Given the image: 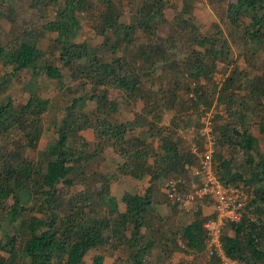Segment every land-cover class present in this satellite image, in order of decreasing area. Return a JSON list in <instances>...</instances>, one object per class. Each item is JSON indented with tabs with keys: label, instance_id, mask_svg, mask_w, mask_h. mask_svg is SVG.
<instances>
[{
	"label": "trees",
	"instance_id": "16d2710c",
	"mask_svg": "<svg viewBox=\"0 0 264 264\" xmlns=\"http://www.w3.org/2000/svg\"><path fill=\"white\" fill-rule=\"evenodd\" d=\"M116 1L118 0H63V6L55 12L54 19L44 24L47 32L56 35L53 42L58 51L57 60L61 67L67 69L71 79L83 76L95 90L101 88L98 95L93 93L88 99L95 100L97 109L105 107L109 116L116 110L115 105L106 98L107 86L116 87L125 96L135 95L140 83L139 71L119 59L106 62L97 56L95 49L91 52L85 43L73 42L80 27L77 13L96 2L103 6L99 22L100 33L103 36L102 44H107L108 38L105 34L110 32L115 38L112 44L114 48L122 42L126 45L130 44L137 28L143 32L153 29L152 25L163 17L165 9L161 0L147 1L138 8L139 19L134 23L124 24L119 22L115 13ZM54 2L55 0H30V5L34 8ZM226 19L229 25L242 30L248 42L264 48V0H235L226 7ZM185 23L189 24L188 21ZM195 42L203 46L204 50L202 53L194 52L197 57H194L190 64L185 65L187 76L193 80L205 75L209 70L207 68L209 64L212 66L215 62L222 63L227 60L229 54L226 41L222 38L211 43L208 39L195 40ZM158 51H160L158 47H153L148 52H140L139 55L142 59L150 60V56L157 55ZM40 58V51L33 43L27 41L19 43L11 50L0 46V61L11 66L13 73L27 69L31 70L32 74L35 73ZM206 59H210L209 63H203ZM81 60L84 61L83 64H79ZM41 70L47 79L57 82L61 80L58 68L51 63L44 62ZM235 75L236 69L233 67L220 88L215 91L218 95L217 103L222 102V95L233 84ZM246 87L248 89L246 101L249 100L256 106L264 105V75L250 80ZM136 97L140 98L137 94ZM82 100L83 97L72 99L65 108L64 116L54 129V139L46 151L41 153L42 161L39 165L35 166L31 161L21 159L18 152L12 153L8 162L7 159L2 161L0 209L6 210L7 221L11 223L20 219L23 211L22 202L27 200L31 193H38L43 197L41 212L44 211L45 214L43 219L30 218L25 221L21 219L22 222L18 226L24 231L21 236L4 235V241H0V253H4L0 255V264H14L17 259L19 264H82V258L87 251L105 245H108L113 252L118 251L119 248L127 251L124 253L127 264H142L149 249L154 245L166 247L167 243L173 245L168 250L165 248V253L169 256L175 251L184 254H202L205 240L202 225L208 216L201 217L198 211L195 219L180 230L171 228L173 234L170 240L162 238L158 233L153 238L143 241L141 228L145 227V220L151 213L149 211L151 199L155 197V193L157 194L153 185L145 189L142 194L128 195L124 202L123 213L118 212L115 199L108 193L109 172H106L107 176L100 174L99 189H82L65 200L58 199L56 186L61 184L69 187L75 177L84 174V163L94 157L96 151L100 152L106 147H110L111 151L123 160L120 171L122 175L135 180L148 175L151 184L160 177L178 175L194 163L195 157L189 152L180 150L173 142L171 133H163L160 137L161 154H154L152 164L149 165L146 159L152 151L151 146L147 150H141L138 149L139 145L142 146L138 137L124 139L127 132L139 127L135 120L114 123L110 119L95 117L94 126L89 122L90 120H84L82 124L76 126V131L81 133L87 128H92V135L95 136L93 141L96 139L107 143V146L94 144L92 153L87 152L89 144L82 136L77 137V143L69 140L77 118L74 110L80 107ZM196 101V104L205 106V110L210 106L207 98L201 95L196 97ZM246 101L240 102L239 106L248 105ZM229 105L230 99L226 98L225 107ZM47 106L46 100L32 94L25 104L15 109L0 104V136L15 127L23 132L25 146L34 147L40 135L39 116L47 110ZM228 114L231 117L236 115L235 112ZM236 117L237 124L211 127L215 142L218 141L220 145L227 144L232 149L241 151L247 157L246 163L251 166L246 178L239 173L229 174L226 161L219 163L218 169L222 170V173L215 171L223 184L236 187L238 185H232L236 181L251 189L248 192L246 188L240 186L249 199L239 222L225 224L224 229L227 231L221 233V249L227 257L237 260L240 264H264V249L261 246L264 242V227L261 223L257 224L250 220L246 215V209L250 207H255L257 204H261V208L264 207V154L253 156L256 153L257 141L244 127V114ZM256 126L257 133L264 136V116L258 119ZM216 160H219L217 156ZM8 200L10 204H7ZM101 209H104L103 214L99 213ZM176 233H179L181 247L176 240H173ZM101 261L102 257L97 255L92 258L91 264H101Z\"/></svg>",
	"mask_w": 264,
	"mask_h": 264
},
{
	"label": "rangeland",
	"instance_id": "374dc122",
	"mask_svg": "<svg viewBox=\"0 0 264 264\" xmlns=\"http://www.w3.org/2000/svg\"><path fill=\"white\" fill-rule=\"evenodd\" d=\"M147 1L150 2V0L116 1L115 13L119 22L130 24L137 21L139 19L138 8ZM161 1L165 6L163 17L152 25L154 28L149 32H143L137 28L131 37L130 44L126 45L122 42L114 48L112 44L115 38L110 32L105 34L108 38L107 44H102L103 36L100 33L99 22L103 6L96 2L91 7L84 8L77 13L80 27L73 42L85 43L91 52L95 49L97 56L106 62L119 59L122 63L139 71L140 83L136 94L140 98L136 97V94L125 96L116 87L107 86L106 98L115 105L116 110L109 116L105 107L97 109L95 100L88 99L93 93L98 95L101 88L95 90L83 76L70 78L67 69L62 68L57 60L58 51L53 42L56 35L44 29V24L52 21L55 12L63 6V0H55L53 4H41L34 8L31 7L30 0H0V46L11 50L19 43L27 41L33 43L41 53V58L33 74L28 69L13 73L11 66L0 61V104L15 109L17 106L25 104L31 94L46 100L48 104L47 110L39 116L40 135L34 143V147L25 146L23 132L15 127L0 136V167L2 161L7 159L8 162L9 156L14 152H18L21 159H25L27 162L31 161L35 166L39 165L42 161L41 153L46 151L54 139V129L64 116L65 108L69 106L72 99L78 97H83L84 100L81 101L80 107L74 110L77 118H75L73 132L70 134L69 140L77 143V137L82 136L89 144L86 149L89 153H92L94 144L107 146V143L96 139L93 141L95 136L92 135V128L83 130V133L77 132L75 128L84 120H90L89 122L94 126L95 117L110 119L114 123L135 120L139 127L127 132L124 139L138 137L139 143H142L138 149L141 148V150H147L151 146L152 151L149 152L146 162H152L154 154H161L160 137L163 133H171L173 142L180 150L189 152L190 147H194L198 153L206 144L205 137L200 136L199 133L204 128L203 123L208 121L210 128L225 124L232 126L238 123L236 116L244 114V127L257 141L256 153L253 156L264 154V136L257 133L256 126L258 119L264 116V105L256 106L253 102L245 99L248 92L247 82L264 75V48L248 42L240 28L229 25L226 19V7L228 4L234 3L235 0ZM182 20H184L183 23ZM186 21L189 24L185 23ZM218 38L226 41L229 49L227 60L222 63L215 62L212 66L209 64L207 66L208 73L206 72L196 80L189 78L185 65L190 64L192 59L197 57L193 54L194 52L202 53L204 50V47L196 43L195 40L208 39L211 43ZM153 47H158L160 50L157 55H149L150 60L142 59L139 53L148 52ZM209 61L210 59H206L203 63H209ZM44 62L51 63L52 66L58 68L61 74L60 81L50 80L44 76L41 70ZM83 63V60L79 61V64ZM233 67L236 69L233 84L222 95V102L217 103L218 95L215 91L220 88ZM200 95L206 97L210 102V106L206 110L205 106L196 104V97ZM226 98L230 99L228 107H225ZM245 101L248 105L239 106L240 102ZM228 112H235L236 115L231 117ZM108 156L112 158L110 163L113 158L117 161L111 171H108L110 166H107L103 159L107 158L108 160ZM216 156L219 160H216ZM194 157L192 166L178 175L171 174L160 177L153 186L160 189L169 180H179L177 190L180 193L189 191L191 184L196 182L193 171L197 158ZM246 160V155L241 151L232 149L227 144L220 145L218 141L215 142L212 152V167L218 173H222V170L218 169L219 163L226 161L229 174L239 173L243 175V178H246L251 170V166L246 163ZM122 162L123 160L118 159L110 147H106L100 152L96 151L95 156L84 163V174L75 177L69 187L61 184L56 186L59 193L58 199L65 200L82 189H99L100 177L101 175L107 176L106 172H109L110 175L108 179L109 193V184L113 181L114 176H119L123 180L128 178L127 175H122L120 172ZM114 170L116 171L114 172ZM232 185L243 186L236 181ZM244 188L248 192L251 190L250 187ZM116 189L123 191L124 185L119 184ZM128 195L131 194L123 192L120 198L122 204ZM159 197L163 205L176 211L179 216L185 217L188 221L195 219L197 212L195 206L198 202L189 212H184L179 207L170 206L165 195H162L160 191ZM42 198L38 193H31L27 200L22 202L23 211H21L20 219L11 223L7 221L6 210L0 209V241H4V235L17 234L21 236L23 234L24 231L18 228L19 223L22 222L21 219L25 221L30 218H44L45 212H41ZM7 204H10L9 200ZM103 212L104 209L99 211L100 214ZM246 215L250 220L257 224L261 223L264 227V207L261 208V204L246 209ZM151 216L150 213L149 220H145V226L151 220ZM160 221L163 220L160 219L157 223L159 233L162 238L170 240L173 234L170 224ZM173 230L179 229L174 228ZM146 231V228H141V233ZM225 231L227 230L223 229V232ZM173 240L179 241V233L173 237ZM165 246L154 245L147 251L142 264H169L170 256L165 253V248L168 250L173 245L167 243ZM261 246L264 249V242ZM0 255H4V253H0ZM97 255L102 257L101 264H127L122 248L121 251L113 252L108 245L87 251L82 258V264H91L92 258ZM175 256L176 259L172 260L174 264L175 262L177 264H217L212 259L208 260L204 252L194 256L192 253L184 254L178 251ZM14 264H19V260L17 259Z\"/></svg>",
	"mask_w": 264,
	"mask_h": 264
},
{
	"label": "built area",
	"instance_id": "2783aa9c",
	"mask_svg": "<svg viewBox=\"0 0 264 264\" xmlns=\"http://www.w3.org/2000/svg\"><path fill=\"white\" fill-rule=\"evenodd\" d=\"M203 124L204 128L199 133L205 137L206 144L198 153L194 147L189 149V153L197 158L193 171L196 182L191 184L189 191L180 193L177 190L179 180H169L163 184V193L170 206L176 205L184 212H189L197 202L207 200L212 212L202 225L205 232V257L216 260L217 264H240L223 253L220 236L225 224L239 222L249 197L242 187L223 184L219 180L212 167L215 138L209 122Z\"/></svg>",
	"mask_w": 264,
	"mask_h": 264
},
{
	"label": "crops",
	"instance_id": "0c3cea01",
	"mask_svg": "<svg viewBox=\"0 0 264 264\" xmlns=\"http://www.w3.org/2000/svg\"><path fill=\"white\" fill-rule=\"evenodd\" d=\"M110 155H113V154H110ZM117 158L119 159L118 156H117ZM104 160L107 163V166L108 165L110 166V169L108 171H111L115 167L114 164L117 163V161H115V158H113L112 163H110L109 161L112 160V158H110V156H108V160H107V158L106 159L104 158ZM108 162H109V164H108ZM148 164L151 165L152 162H148ZM112 166H114V167H112ZM115 171L116 170H114V172ZM118 179H120V180H118ZM118 182H120L119 184L124 185L123 191L116 189L117 186H119ZM110 184H111V186H110ZM110 184H109V195L115 199L118 212L123 213L125 210V205L122 204L120 201V198H121L123 192H128L130 194H134V193L142 194L145 189L152 187L151 185H154L155 182L152 181V184H151V180H150V177L148 175H144L139 180H135V179H132L130 177H128L126 180H123L119 176H114L113 181H111ZM153 188H154L155 192H157V194L155 193V197L154 196L152 197L151 204H150L151 208L150 207L149 208H150L152 217H155V218L151 219L149 222H147L148 224L145 227H143V229L146 228V230H147L145 233L142 232V235L144 234L143 235V241H147V240L153 238V236H155L156 234L158 235L159 230L157 228V223L160 219L168 222L170 224V228H175V229L177 228L179 230L191 222V221L186 220L185 217L179 216L177 214V212L174 211L173 209H170L168 206H165L162 204L161 198L159 197V191L162 195H164L163 194V185L160 189H158L156 186L155 187L153 186ZM153 188H152V191H153ZM153 194H154V192H153ZM196 205L197 206H195L196 207L195 209H197V211L200 213L201 217H207L211 214L212 209H211V206L208 203V201H206V202L201 201L200 203L198 202V204H196ZM163 221H160V222H163ZM159 234H161V233H159ZM176 243L179 244V241H176ZM179 247H181V246H179ZM119 250L121 251V248H119ZM114 252H117V251H114ZM122 252L127 253V251H124V250H122ZM158 253H160V252H158ZM176 254H177V252H173L170 255V260L168 261L169 264H174V262L172 260L176 259L175 258ZM194 256H197V255H194ZM192 259H193V257H192ZM175 264H177V262H175Z\"/></svg>",
	"mask_w": 264,
	"mask_h": 264
}]
</instances>
